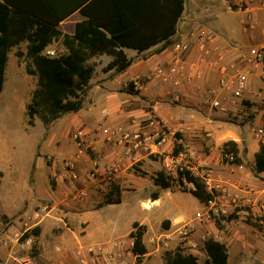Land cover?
<instances>
[{"label":"crops","instance_id":"obj_1","mask_svg":"<svg viewBox=\"0 0 264 264\" xmlns=\"http://www.w3.org/2000/svg\"><path fill=\"white\" fill-rule=\"evenodd\" d=\"M227 1L229 0H185V9L178 22L172 43L163 51H159L162 48V44H159L148 51L138 53L134 58L135 63L130 67L132 70L129 69L121 74L115 71L107 72L106 78L102 80L103 86L101 88L106 94L117 92L122 95L125 94L122 93L121 88L123 83L126 84L137 76H145L156 66L169 68L174 57L173 46L178 42L188 44L189 49L182 56V61L188 67L193 68L192 70L189 71L188 69L186 74L176 76L169 82L156 81L145 84L143 90L138 92L134 98L130 97L129 100L127 98L132 103L130 107H118L106 95L100 100L103 103L101 110L111 113L113 126L121 125L131 129L138 124L144 125L148 116L154 113L170 130L179 131L177 137L182 141L179 145L180 151L191 154L198 163L205 164L211 169L214 182L228 190L227 196L218 193L217 201L234 215V221H239L228 235L225 234L224 230L213 225L200 226L197 234L202 237V234L205 233L213 237L214 240L226 244L230 252L234 242L242 249L248 241H251L249 238L246 242L245 227L240 225L246 215L245 210L251 208L257 211L264 204V173L258 174L254 170L256 156L260 152V144L264 143V138L258 139L253 131L255 126L262 125L261 109L263 108L262 100H264V79L261 76V69L251 68L252 72L248 77L244 99L254 110L255 117L252 124L241 123L234 118L235 114L240 111V105H233L231 103L232 94L221 88L220 74L214 65V59L221 54L226 64L246 67L244 58L249 49L254 46H264V7L257 6L245 12H230ZM85 19L80 11H76L60 23L59 30L65 35L72 36L76 32L77 24ZM201 31H207L213 36V39L208 42L206 39L200 38ZM51 49H55L59 53L66 52L61 40L52 44L49 47V50ZM92 60H109L110 62L112 58L102 55ZM211 93H214L222 103L228 104L227 113L214 110L207 104V98L211 96ZM126 95L129 96L130 94ZM176 96L181 97V102H175ZM148 107H151L152 110ZM94 111L85 116H81L83 110L76 114H68L66 115L68 117L67 123L59 127H52L48 142L49 145L56 148L57 155L64 156L66 151L73 155L75 152L74 145H65L67 138L60 135V132L61 134L65 133L71 128L68 126V122L72 121L70 125L77 123L91 127L97 119ZM247 127L250 129L249 132ZM248 136L251 138L248 139ZM231 142L236 144L238 150L236 156L240 160L239 163L226 161V144ZM113 152V145H107L99 151V158L109 162L112 160ZM21 156L19 152H16L8 161L0 156V184L7 180L9 175V178L14 180V185H17L15 189L17 191L24 190V196L18 200V203L12 205V211L9 214L3 211L0 205V214L9 220L8 223H5L0 216V264H73L77 262V249L81 251V255L87 257V249L91 246V242L87 240L89 238L88 224L79 221V219L86 211L104 207L93 208L94 203L98 201V191H91L89 197L81 202L82 206L79 208L82 209L74 215L75 229L71 232V238L68 240L64 236L55 234L53 231L55 222L46 219V217L37 220V213L33 216V220L36 222L28 223V219H22L23 215L20 211L25 209L24 206L27 205L30 208L33 207L30 192L37 188V183H34L31 188L29 180L34 165L36 172L43 168V158L39 156L35 159L33 152L27 154L29 162L26 160L23 177V172L20 171ZM143 166L144 171L150 175L156 171V179L163 173L161 161L157 156L156 161L146 159ZM86 168V162L79 164L82 174ZM1 174L3 175L1 176ZM59 177L62 179V176ZM131 177L132 175L128 173L121 181L122 194L124 188L128 187H124L125 183ZM164 192H166L165 198ZM179 193H187L195 199L193 201L196 204L194 202L192 204L196 209L195 214L190 212L189 208L179 206L177 199H175V195ZM155 196L156 200H154L155 197L150 200L152 204L150 209L156 208V212L160 214L163 220L169 222L168 225H171L172 228L179 223L194 220L207 209V206L190 192H182L173 185L164 188L156 182ZM236 203L240 207H236ZM165 205L168 206L165 207L166 209L163 208ZM88 206L92 208L87 209ZM147 209L149 208L147 207ZM183 210H187L191 214L190 220H186L182 213L177 214L176 212H183ZM25 215V217L30 218V211L26 212ZM134 223H139L140 226L147 228L151 222L136 221ZM253 223L254 225L249 227L252 232L248 229L250 231L248 234L256 236L255 242L263 250L264 226H260L254 221ZM35 228L39 229V236L31 234L27 239L20 240L22 235L30 233ZM133 230L132 225V229L126 234V239L130 243H133L129 237ZM32 243L40 250L34 260L29 256ZM108 251L115 254L117 259L118 254L122 251V245L117 246L116 243H113Z\"/></svg>","mask_w":264,"mask_h":264},{"label":"trees","instance_id":"obj_2","mask_svg":"<svg viewBox=\"0 0 264 264\" xmlns=\"http://www.w3.org/2000/svg\"><path fill=\"white\" fill-rule=\"evenodd\" d=\"M184 9L185 0H0V93L10 52L27 44L26 71L38 79L27 106L29 117H39L44 125L50 126L68 114L79 113L95 73L93 58L102 55L112 58L103 70L105 73L126 72L134 60L128 58L125 50L143 53L159 44H162L159 51L166 49L172 43ZM76 11L86 19L77 24L74 35L63 34L60 23ZM59 40L66 52L46 55L49 47ZM17 55L24 57L23 53ZM179 151L180 147L176 153ZM231 152L238 155L234 142L226 144L225 153ZM254 170L264 173V143L260 144ZM189 181L196 186L189 192L207 205L213 199L212 194L195 178L190 177ZM156 182L164 188L173 185L165 173ZM121 201L120 185L115 184L104 204ZM133 228L129 236L133 240L131 251L141 263L148 253L144 243L146 228L139 223H134ZM31 234L39 236V229L26 233L22 240ZM204 248L207 259L203 262L179 251L166 253L164 260L166 264H228L226 244L210 239Z\"/></svg>","mask_w":264,"mask_h":264},{"label":"rangeland","instance_id":"obj_3","mask_svg":"<svg viewBox=\"0 0 264 264\" xmlns=\"http://www.w3.org/2000/svg\"><path fill=\"white\" fill-rule=\"evenodd\" d=\"M223 16L226 15L223 14ZM51 51L54 52L55 55L59 53L56 52L55 49H51ZM18 52L23 53L24 57H18ZM26 52L27 44H22L20 47L12 49L9 54V61L4 74L3 89L0 93V156L8 161L16 152H19V154L22 155L20 171L23 172V177L26 169V162H29L27 154L33 152L35 159L39 156L43 158V168L41 170L36 172V166L34 165L33 167L32 175L29 180L31 188L34 183H37V188L33 189V192H30L33 200V207L30 208L28 205L24 206L25 209L23 208L20 211L23 215L22 219L26 218L29 220L28 223L32 224L36 222L33 220V216H35L36 213H41L43 217L56 223L53 229L55 234L64 236L66 240H68L71 238V232L75 229V222L73 221L74 215L78 210L82 209L79 207L82 206L81 202H83V200L72 203L65 199L63 193V187H65V185L59 177L62 176L60 164L73 155L71 154V156L67 151L64 156L57 155L55 152L56 148L49 145L48 142L52 127L64 125L67 123L68 117L64 116L50 126L44 125L39 117H34L33 119L29 117L27 106L31 101L34 91L37 89L38 79L27 74L26 64L28 59ZM126 54L128 58L135 61L134 58L138 55V52L128 49L126 50ZM108 62L109 60H91V63L95 65V73L84 98V108L81 116L91 114V112L95 110L96 122H94V125L91 127L83 124L79 125L76 122L75 125H70L72 121L68 122V126L71 128L66 130L65 133L61 134L60 132L61 137L65 136L67 138L65 145H74L71 136L80 128L93 130L97 129L99 125L114 127L111 124V113L105 112V114H102L105 110H101L103 103L100 99L105 95L118 107L122 106L125 108L131 106L132 103L128 100L130 97L134 98L137 92L131 90L124 83L121 85V88L122 93L125 94L121 95L117 92H112L115 94H106L105 91H102V80L106 78V73L103 70ZM130 70H132V68ZM97 92L98 95H96ZM126 94L130 95L127 96ZM148 108L152 110L151 107ZM76 121L79 122V120ZM247 128L249 132L250 129L249 127ZM177 132L179 133V131ZM250 138L251 137L248 136V139ZM25 156H27L28 159H25ZM97 156L99 157L98 154ZM148 159L156 161V157H150ZM143 162L128 172L132 177L128 179L124 185V187H128L124 188L123 194L121 193L122 203L105 205V198L108 192H98V201L94 203L93 208L98 209L99 207H104L98 210L86 211L82 218L79 219V221L88 224L89 238L87 240L91 242V246L93 244V246L107 252L113 243H116L117 246L122 245V251L118 254L117 259H115L114 262H105L106 253H102L101 260L96 259L95 255L91 256V254H87L88 256L85 257V255H81V251L77 249V262L73 264H166L164 260L166 253H175L179 251L182 254L188 255L185 250H181L177 247L179 241L177 231L185 222L179 223L172 228L171 225H168L169 222L167 223L166 220H163L160 214L156 212V208L153 207L150 209L152 206L150 200L156 195V171L153 172V175L145 172ZM2 175L3 174H1V176ZM171 182L173 183V187L178 188V190L182 192H189L191 190L187 186L180 185L179 182L175 180H171ZM15 187H17V185H14V180H11L9 175L7 180L0 184V205L2 206V210L6 211L8 214L12 211V205H15L16 202L18 203V200H21L24 196V190L17 191ZM165 194L166 192L163 193L164 198ZM175 199H177L181 208H189L190 212L192 211L193 213L196 211L192 206L193 200L195 199L189 194L179 193L175 195ZM143 202L145 203L144 205ZM194 204L196 203L194 202ZM44 207H48L45 213L41 212ZM147 207L149 209H147ZM165 207L167 208L168 206L165 205L163 208L166 209ZM90 208L92 207H87V209ZM28 211H30V218L25 217ZM176 212L177 214L182 213V215L186 217V220L191 219L189 218L191 214L187 210ZM0 216L5 223L9 222L8 218H4L2 214H0ZM40 219H42V216L37 218V220ZM136 221L151 222L148 224L149 226L146 228L147 234L144 236V243L148 253L141 263H138L136 257L131 252L132 242L130 243L129 240L126 239V234L130 232L133 222ZM238 222L239 221H234L232 219L229 228L224 229L225 234L228 235L231 233L233 228H235L234 225ZM240 225L245 227L246 242L249 238L251 241H248L246 246L242 247V249L234 242V246L231 247L229 252L228 264H264V249L261 250L259 244L255 242L254 238L256 236L248 234V232H252L249 227L254 225L253 220L248 215H245ZM203 234L202 237L206 240L213 239V237ZM24 235L21 236L20 240H22ZM202 237L199 236V238ZM39 253L40 250L32 243L29 249V256L34 260ZM206 259V254L199 258L201 262Z\"/></svg>","mask_w":264,"mask_h":264},{"label":"built area","instance_id":"obj_4","mask_svg":"<svg viewBox=\"0 0 264 264\" xmlns=\"http://www.w3.org/2000/svg\"><path fill=\"white\" fill-rule=\"evenodd\" d=\"M257 6L264 7V0L227 1L230 12H245ZM200 38H204L209 42L213 39V36L207 31H201ZM188 49L189 46L185 42L176 43L173 46L174 57L169 68L156 66L145 76H137L125 85L138 93L143 90L145 84L156 81L169 82L176 76L186 74L188 69L189 71L193 69L182 61V56ZM46 55L55 56L51 50H47ZM214 60V65L220 74L221 88L232 94L231 103L233 105H240V111L235 114L234 118L241 123L252 124L255 113L244 99V91L248 77L252 72L251 68L261 69V76L264 79V46H254L249 49L247 56L244 58L247 68L240 67L237 64H226L221 54L217 55ZM175 102H181V97L176 96ZM207 104L214 110L228 112V104L222 103L214 93L208 96ZM262 107V125L255 126L253 129L260 140L264 138V100H262ZM102 114H105V112H102ZM177 133V131L170 130L154 113L148 116L144 125L138 124L131 129L124 126L102 125L93 130L88 128L78 129L71 136L75 153L60 164L62 181L65 185L63 187L65 199L77 203L89 197L90 192L93 190L109 193L115 184L120 185L132 168L145 159L157 156L161 161L162 171L171 180L195 190V184L189 181L190 177H193L200 181L213 196V199L206 205L205 212L194 220L183 223L177 231L179 240L177 247L185 250L189 255L198 259L201 258L206 254L204 246L207 240L204 237L199 238L197 234L199 227L213 225L218 229H227L232 222L233 214L217 201L218 193L227 196L228 190L214 182L211 169L205 164L198 163L191 154L184 151L176 153V149L182 142L177 137ZM107 145H113L114 147L112 160L109 162L97 156L99 151ZM236 160L235 153L226 154L228 163H235ZM81 162L87 164L84 174L79 169ZM235 206H238L237 203ZM47 208H42L41 212H47ZM245 212L254 222L264 226V204L257 211L248 208ZM40 216L43 217L41 213H37V218ZM102 253H106L105 262L115 261V254L109 251L105 252L96 246L87 249L88 255H95V258L99 260H101Z\"/></svg>","mask_w":264,"mask_h":264}]
</instances>
